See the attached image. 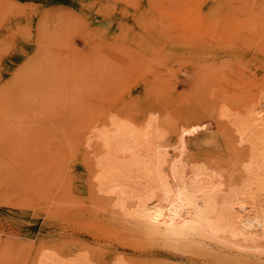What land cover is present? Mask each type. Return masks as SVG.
I'll return each mask as SVG.
<instances>
[{"label": "rangeland", "instance_id": "obj_1", "mask_svg": "<svg viewBox=\"0 0 264 264\" xmlns=\"http://www.w3.org/2000/svg\"><path fill=\"white\" fill-rule=\"evenodd\" d=\"M263 96L264 0H0V264H37L41 247L67 259L86 252L89 264L117 253L137 264H233L133 244L101 209L79 137L116 112L180 129L174 113H245ZM180 131L167 144L203 129Z\"/></svg>", "mask_w": 264, "mask_h": 264}, {"label": "bare ground", "instance_id": "obj_2", "mask_svg": "<svg viewBox=\"0 0 264 264\" xmlns=\"http://www.w3.org/2000/svg\"><path fill=\"white\" fill-rule=\"evenodd\" d=\"M256 101L251 102L245 113L241 108L234 110L227 106L221 108L218 116L204 106L195 105L185 113H174L181 116L177 120L180 129L166 119L160 122L146 116L139 120L118 112L106 122L93 119L79 138L93 164L91 184L95 193L106 200V207L101 209L110 214V221L133 244L140 240L139 243L160 245L180 254L201 252L221 263L264 264V101ZM196 124L203 129L201 138L177 141L175 146L167 144L170 132L181 133L180 130ZM221 138L231 139L243 149L242 153H234ZM190 141H194L196 151L191 150ZM40 251L45 253L37 264H89L86 252L67 259L63 252L60 255L45 247ZM107 264L137 262L117 253Z\"/></svg>", "mask_w": 264, "mask_h": 264}]
</instances>
